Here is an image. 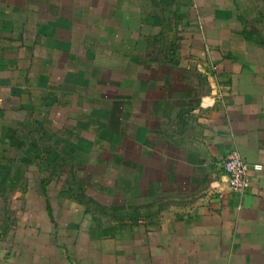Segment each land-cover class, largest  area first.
<instances>
[{"label":"crops","instance_id":"0c3cea01","mask_svg":"<svg viewBox=\"0 0 264 264\" xmlns=\"http://www.w3.org/2000/svg\"><path fill=\"white\" fill-rule=\"evenodd\" d=\"M0 168V264H264V0H0Z\"/></svg>","mask_w":264,"mask_h":264},{"label":"built area","instance_id":"2783aa9c","mask_svg":"<svg viewBox=\"0 0 264 264\" xmlns=\"http://www.w3.org/2000/svg\"><path fill=\"white\" fill-rule=\"evenodd\" d=\"M215 69V68H214ZM228 189L238 195L248 192L251 186L250 167L238 150H232L223 161ZM260 170V166L255 167Z\"/></svg>","mask_w":264,"mask_h":264},{"label":"rangeland","instance_id":"374dc122","mask_svg":"<svg viewBox=\"0 0 264 264\" xmlns=\"http://www.w3.org/2000/svg\"><path fill=\"white\" fill-rule=\"evenodd\" d=\"M55 137H57V140H56V138H52L50 134H48V135H40V134L35 135V134H33V135H29V136H27V135L23 136V140L25 139L26 141H25V144L23 145L22 151L21 152H16V158L17 157L18 158H20V157H23V158L24 157H27V158L28 157H33V155L36 154L35 151H36V149L38 147L39 148L38 149V157H39V159H42V158L45 157V153L46 152H45V150L43 148H41V146H45L46 147V145H48V144H50V146H52L54 150L57 149L59 151L60 149H59L58 146H60V145L57 146L56 143H60L61 136L56 135ZM43 144H45V145H43ZM30 148L33 149V151H32L33 154L30 153ZM10 154L13 157V151H11ZM18 169H19L18 167L12 166L11 168H5V171L7 173L10 171V174H13V173H16L17 171H19ZM61 169L62 168H57L55 173L58 172L59 174H61ZM20 170H22L20 172L21 175H24L23 176V181L26 182L25 181L26 180L25 176H27L28 171L30 169L28 167L26 168L24 166V167H21ZM45 170H46V168H40L39 167L38 170L36 171V173L37 172H44ZM4 174H6V173L4 172ZM23 181H22L21 186L20 187L18 186V188H15V189L23 190V189L27 188V186H28L27 182L24 183Z\"/></svg>","mask_w":264,"mask_h":264}]
</instances>
